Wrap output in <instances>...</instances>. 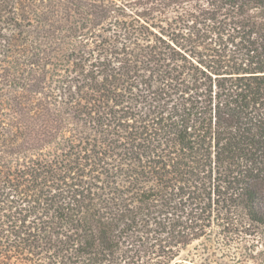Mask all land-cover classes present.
Wrapping results in <instances>:
<instances>
[{"label": "trees", "instance_id": "obj_1", "mask_svg": "<svg viewBox=\"0 0 264 264\" xmlns=\"http://www.w3.org/2000/svg\"><path fill=\"white\" fill-rule=\"evenodd\" d=\"M196 241L264 264V0H0V264Z\"/></svg>", "mask_w": 264, "mask_h": 264}, {"label": "rangeland", "instance_id": "obj_2", "mask_svg": "<svg viewBox=\"0 0 264 264\" xmlns=\"http://www.w3.org/2000/svg\"><path fill=\"white\" fill-rule=\"evenodd\" d=\"M245 247H246V251L253 248L251 242L250 243H244L241 246V250L244 252H246ZM205 248H207L206 243L197 242V241L193 242L192 244L187 246L184 250H182L180 258L178 259V261L184 260L183 261L184 264H210L208 261L207 262L204 261L203 254H207V253H204ZM214 256L215 257H213L212 260H218L220 262H228V260H226V258H224V259L222 258L220 251H217ZM230 264H239V263L236 262V263H230Z\"/></svg>", "mask_w": 264, "mask_h": 264}]
</instances>
